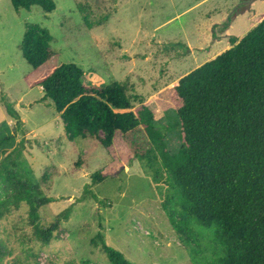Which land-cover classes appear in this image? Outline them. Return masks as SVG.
<instances>
[{"label": "rangeland", "instance_id": "obj_1", "mask_svg": "<svg viewBox=\"0 0 264 264\" xmlns=\"http://www.w3.org/2000/svg\"><path fill=\"white\" fill-rule=\"evenodd\" d=\"M55 1L56 11L47 15L39 6L16 12L11 0H0V139L13 134L15 141L0 157V194L6 168L16 163L54 199L41 210L45 225L72 207L38 264H110L92 243L99 232L134 264H195L193 249L199 264L212 261L219 249L211 234L194 223L189 224L193 233L173 227L170 214L181 221V204L161 161L136 156L149 149L147 140H119L108 151L91 137L72 138L54 105L43 100L42 88H29L26 77L33 69L20 47L27 24L49 30L53 58L46 68L75 64L89 86L122 84L134 106L140 99L150 103L174 151L182 140L173 84L225 50L231 36H242L253 14L264 13V0L244 13L233 11L239 0ZM3 95L20 115V129L8 115ZM96 172L109 178L88 187ZM12 245L18 247L14 239Z\"/></svg>", "mask_w": 264, "mask_h": 264}, {"label": "trees", "instance_id": "obj_2", "mask_svg": "<svg viewBox=\"0 0 264 264\" xmlns=\"http://www.w3.org/2000/svg\"><path fill=\"white\" fill-rule=\"evenodd\" d=\"M11 2L16 12L39 6L49 15L57 9L55 0ZM253 16L242 36H231L225 50L173 84L180 102L175 117L182 140L174 151L150 103L140 99L134 106L122 84L89 86L85 72L75 64L46 68L53 58L49 30L27 24L20 47L32 76L38 75L33 81L31 74L26 77L29 88H42L43 100L54 105L72 138L91 137L108 151L119 140L134 143L137 136L147 140L149 149L136 156L161 161L181 204V221L170 214L173 227L193 233L189 224L194 223L211 234L219 249L206 264H264V13ZM84 19L91 29L96 26L87 14ZM1 100L20 129L18 111L4 95ZM14 143L13 134L2 137L0 157ZM6 169L0 194V264H38L40 252L57 239L72 207L45 225L41 210L54 199L44 194L27 168L14 163ZM108 178L96 172L87 186ZM92 243L110 264H134L109 246L101 232ZM191 252L199 264L198 250Z\"/></svg>", "mask_w": 264, "mask_h": 264}, {"label": "water", "instance_id": "obj_3", "mask_svg": "<svg viewBox=\"0 0 264 264\" xmlns=\"http://www.w3.org/2000/svg\"><path fill=\"white\" fill-rule=\"evenodd\" d=\"M240 2H241V4H243L244 5V7H242L241 9H240V11H238V12H240V13H244L245 11H249V10H251V8H252V5L256 2V1H258V0H239ZM239 5H237V7H238ZM237 7L233 10V11H236V9H237Z\"/></svg>", "mask_w": 264, "mask_h": 264}, {"label": "flooded vegetation", "instance_id": "obj_4", "mask_svg": "<svg viewBox=\"0 0 264 264\" xmlns=\"http://www.w3.org/2000/svg\"><path fill=\"white\" fill-rule=\"evenodd\" d=\"M237 5H239V6L237 7ZM237 5L234 7V9L237 7L236 11H234V12L240 11V9H241L242 7H244V5H243V4H241V2H240V1L238 2V4H237Z\"/></svg>", "mask_w": 264, "mask_h": 264}, {"label": "crops", "instance_id": "obj_5", "mask_svg": "<svg viewBox=\"0 0 264 264\" xmlns=\"http://www.w3.org/2000/svg\"><path fill=\"white\" fill-rule=\"evenodd\" d=\"M254 7H256V3H254L253 5H252V8H254ZM244 15H246V14H244ZM232 27V26H231ZM248 29H249V27H248ZM227 48V47H226Z\"/></svg>", "mask_w": 264, "mask_h": 264}]
</instances>
